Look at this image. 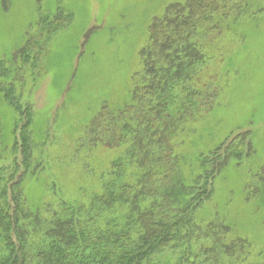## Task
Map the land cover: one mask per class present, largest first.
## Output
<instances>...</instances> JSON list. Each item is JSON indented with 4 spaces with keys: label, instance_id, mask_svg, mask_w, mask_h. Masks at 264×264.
<instances>
[{
    "label": "trees",
    "instance_id": "trees-1",
    "mask_svg": "<svg viewBox=\"0 0 264 264\" xmlns=\"http://www.w3.org/2000/svg\"><path fill=\"white\" fill-rule=\"evenodd\" d=\"M227 11L223 0H184L153 21L129 100L105 103L61 158L80 169L77 189L56 174L36 203L26 181L46 172L35 150L47 142L34 136L24 83L40 72L50 36L69 15L40 20L38 37L0 61V101L17 113L11 138L0 116V264H264V250L252 257L249 239L234 235L224 217L200 214L224 168L254 156L250 132H229L189 180L175 153V137L217 102L213 83L204 82L214 78L202 75L211 57L205 41L223 30L217 17L240 10ZM99 149L116 154L101 170L91 161ZM249 170L246 189L256 198L264 194V164Z\"/></svg>",
    "mask_w": 264,
    "mask_h": 264
},
{
    "label": "rangeland",
    "instance_id": "rangeland-1",
    "mask_svg": "<svg viewBox=\"0 0 264 264\" xmlns=\"http://www.w3.org/2000/svg\"><path fill=\"white\" fill-rule=\"evenodd\" d=\"M183 1L0 0V61L22 49L30 36L38 37L40 20L69 15L50 36L40 72L28 73L24 83L23 101L31 103L35 115L34 136L47 142L35 150L41 158L44 154L46 172L36 182L26 181L30 201L36 203L49 195L46 181L57 176L62 182H72L73 191L77 189L80 169L77 164L73 168L64 165L62 156L72 152L105 103L122 107L129 100L153 21L169 5ZM223 1L228 11H240L239 16L217 17L223 30L215 31L211 42L205 41L211 57L202 75L205 80L214 78L204 82L213 83L219 93L217 102L175 137V153L181 156L184 178L189 180L203 154L229 132H250L254 156L242 165L230 162L224 168L200 214L208 221L224 217L234 235L249 239L252 257H256L264 250V194L250 198L246 188L250 167L264 164V0ZM16 115L1 99L0 116L9 138ZM103 151L91 155L99 170L116 155Z\"/></svg>",
    "mask_w": 264,
    "mask_h": 264
}]
</instances>
